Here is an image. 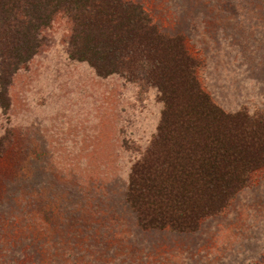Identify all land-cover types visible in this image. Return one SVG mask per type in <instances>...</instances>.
Here are the masks:
<instances>
[{
	"label": "rangeland",
	"instance_id": "rangeland-1",
	"mask_svg": "<svg viewBox=\"0 0 264 264\" xmlns=\"http://www.w3.org/2000/svg\"><path fill=\"white\" fill-rule=\"evenodd\" d=\"M178 36L226 111L264 105V0H127ZM60 14L0 107V264H264V168L197 230L140 229L127 206L131 143L161 103L67 56Z\"/></svg>",
	"mask_w": 264,
	"mask_h": 264
},
{
	"label": "trees",
	"instance_id": "trees-1",
	"mask_svg": "<svg viewBox=\"0 0 264 264\" xmlns=\"http://www.w3.org/2000/svg\"><path fill=\"white\" fill-rule=\"evenodd\" d=\"M56 14L70 25L67 56L99 76L116 74L155 89L160 115L135 153L125 202L140 229L193 232L225 210L264 168V105L226 111L196 75L178 36L160 32L139 3L127 0H0V107L15 72L42 45Z\"/></svg>",
	"mask_w": 264,
	"mask_h": 264
}]
</instances>
